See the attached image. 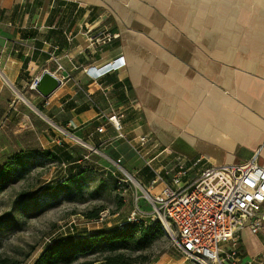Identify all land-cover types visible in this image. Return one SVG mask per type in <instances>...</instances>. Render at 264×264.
<instances>
[{"label":"crops","instance_id":"1","mask_svg":"<svg viewBox=\"0 0 264 264\" xmlns=\"http://www.w3.org/2000/svg\"><path fill=\"white\" fill-rule=\"evenodd\" d=\"M117 58L96 80L84 72ZM45 70L68 77L47 99L28 87ZM30 112L119 157L128 146L106 118L123 112L127 139H151L129 170L152 195L174 187L178 163L179 185L191 180L203 156L220 166L257 153L264 167V0H0V126ZM236 250L234 264L264 256V226Z\"/></svg>","mask_w":264,"mask_h":264},{"label":"rangeland","instance_id":"2","mask_svg":"<svg viewBox=\"0 0 264 264\" xmlns=\"http://www.w3.org/2000/svg\"><path fill=\"white\" fill-rule=\"evenodd\" d=\"M55 66L56 71H62V65L60 70L57 64ZM32 83L33 80L28 82L29 88ZM14 91L15 95H18V91ZM14 118L11 123L0 126V165L18 151L44 150L53 153L56 160L41 159L39 156L34 158L36 165L32 170L0 196V216L10 211L9 208L17 194H25L28 198L36 197L42 202V211L30 210L26 215H16L18 219L12 223L11 228L0 229L1 259H9L16 264H33L44 246L49 244L48 241L117 228L127 222L136 206L148 214L141 218L140 222L154 219L151 206L142 197V186L138 185L133 172L129 170L139 168L143 161L129 150L130 148L125 147L126 153L120 157L115 151L103 155L89 150L83 145L84 142L79 144L71 137L65 138L64 141L62 138H56L64 136L58 132L59 126L50 123V127L32 112L23 126L18 124V114ZM70 133L73 134L72 131H69ZM53 139L59 143H51ZM67 155L70 159L68 161ZM117 158H121L123 172L116 170L112 164ZM79 172H83L85 181L81 182L79 190L70 184L72 194L66 197L65 188L69 186L66 181ZM126 175L132 177V181L127 180ZM49 189L58 193L57 199H45L52 195ZM136 197L139 198L137 203ZM92 210H102L100 213H105L102 221L85 219L84 214ZM154 244L142 255L150 257L151 260L147 264H196L185 261L177 253L171 234L164 233ZM84 261L104 264L100 256L80 260Z\"/></svg>","mask_w":264,"mask_h":264},{"label":"built area","instance_id":"3","mask_svg":"<svg viewBox=\"0 0 264 264\" xmlns=\"http://www.w3.org/2000/svg\"><path fill=\"white\" fill-rule=\"evenodd\" d=\"M100 35H98L99 37ZM58 65V70L61 66ZM124 66L122 58L112 60L101 68H88L84 72L94 80ZM105 70L100 71V69ZM56 76V75H55ZM57 78V77H56ZM68 77H61L62 80ZM38 78L33 80V89ZM92 106H95L91 102ZM97 107V106H95ZM102 115V114H101ZM123 112L113 113L106 123L125 140L128 148L142 160L144 150L149 145V136L127 139L122 133ZM66 138L83 144L78 138L57 128ZM98 134L105 132V126L96 129ZM85 147L86 145L83 144ZM91 151L95 148L87 147ZM150 160L145 166L151 169ZM201 171L179 185V177L186 175L183 165L178 163L179 175L171 181L174 187L164 185L157 195H152L143 187V199L151 206V221H159L165 234L172 235L175 249L185 261L196 264L237 263L239 256L236 246L243 232L251 235L262 234L264 226V167L257 163V153L242 164L212 165L206 158L200 157ZM116 170L123 172L121 158L112 162ZM132 181V177L126 175ZM161 179V178H160ZM162 181V179L160 180ZM126 182V181H124ZM121 183V182H119ZM138 183V182H137ZM139 186L140 183H138ZM136 197V203L138 202ZM146 212L136 206L127 219V223L138 224ZM105 213H100L96 221H102ZM50 243V241H48ZM246 264H264V256L251 259Z\"/></svg>","mask_w":264,"mask_h":264},{"label":"trees","instance_id":"4","mask_svg":"<svg viewBox=\"0 0 264 264\" xmlns=\"http://www.w3.org/2000/svg\"><path fill=\"white\" fill-rule=\"evenodd\" d=\"M38 156L41 159L56 160L53 153L44 150L18 151L10 155L0 165V196L32 170L33 166L36 165L34 158L37 159ZM66 159L68 161V155ZM82 173L79 172L66 181L69 184L65 188L67 195L65 192L61 193L69 197L72 194L70 184L75 185L76 190H79L81 182L86 179ZM49 191L52 195L47 196L45 194L44 196H47L45 199L58 198V193H54L51 189ZM41 205L42 202L36 197L28 198L25 194H17L9 208L10 211L0 216V229L8 230L11 228L12 223L18 219L16 215H26L30 210L42 211ZM101 211L86 212L84 217L86 220L96 222ZM163 235L164 232L159 221H142L138 224L124 222L117 228L98 230L89 233L87 236L54 239L44 246L33 264H92L86 261L80 262V260L88 257L95 258L96 256H100L104 264H147L151 260L150 257L142 255L148 252ZM0 264L16 263L6 258H0Z\"/></svg>","mask_w":264,"mask_h":264},{"label":"water","instance_id":"5","mask_svg":"<svg viewBox=\"0 0 264 264\" xmlns=\"http://www.w3.org/2000/svg\"><path fill=\"white\" fill-rule=\"evenodd\" d=\"M61 85L60 80L48 71H43L38 78L34 90L44 99L52 95Z\"/></svg>","mask_w":264,"mask_h":264},{"label":"bare ground","instance_id":"6","mask_svg":"<svg viewBox=\"0 0 264 264\" xmlns=\"http://www.w3.org/2000/svg\"><path fill=\"white\" fill-rule=\"evenodd\" d=\"M103 70H105V68H103V69H100V71H103Z\"/></svg>","mask_w":264,"mask_h":264}]
</instances>
